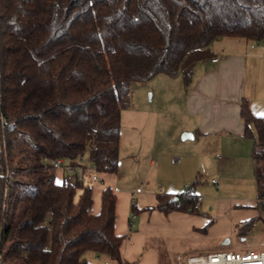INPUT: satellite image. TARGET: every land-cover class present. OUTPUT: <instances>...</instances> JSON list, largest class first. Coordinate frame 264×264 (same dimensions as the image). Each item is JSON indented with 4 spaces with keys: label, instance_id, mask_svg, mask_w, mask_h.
Listing matches in <instances>:
<instances>
[{
    "label": "trees",
    "instance_id": "obj_1",
    "mask_svg": "<svg viewBox=\"0 0 264 264\" xmlns=\"http://www.w3.org/2000/svg\"><path fill=\"white\" fill-rule=\"evenodd\" d=\"M218 37L264 42V0H0V264H94L88 251L123 264L111 187L92 213L88 177L56 183L42 158L83 154L115 173L131 84L164 73L188 85ZM239 115L264 212V117L244 98ZM196 183L154 207L186 211Z\"/></svg>",
    "mask_w": 264,
    "mask_h": 264
},
{
    "label": "crops",
    "instance_id": "obj_2",
    "mask_svg": "<svg viewBox=\"0 0 264 264\" xmlns=\"http://www.w3.org/2000/svg\"><path fill=\"white\" fill-rule=\"evenodd\" d=\"M209 51L208 58L194 64L188 85L179 80L182 94L171 107L173 111L179 103L182 110L176 112L178 119L173 128L166 119L170 113L145 110L135 116L147 117L151 124L157 120L162 123L159 134L154 126L151 133V128L141 125L140 120L135 123L139 130L133 131L132 140L136 142L140 134L146 140L144 146L141 144L145 152L143 187L122 181L118 167L115 173L99 172L96 181L89 180L92 213L99 210L105 186L118 189L114 193L113 231L122 237L119 252L123 264H177V257L221 251L264 252V212L256 193L252 140L243 136L239 115L244 98L253 114L264 117V49L257 42L218 37ZM212 58L217 59L211 62ZM159 82L167 86L163 78ZM121 116L120 112V125ZM181 132L191 137L181 138ZM167 138L172 139L169 146L173 149L169 152ZM155 140L160 141L157 147L153 146ZM170 154H179L177 164L170 162ZM163 167L168 172L159 175ZM205 174H210L209 179L204 178ZM53 177L60 183L64 173L56 170ZM195 180L198 208L194 212L163 213L154 207L157 194L176 195ZM131 204L136 209L133 213ZM248 219H253L249 230L238 233L237 225ZM236 237H241L240 244L236 240L231 243ZM92 254L85 253L87 261L92 262Z\"/></svg>",
    "mask_w": 264,
    "mask_h": 264
},
{
    "label": "rangeland",
    "instance_id": "obj_3",
    "mask_svg": "<svg viewBox=\"0 0 264 264\" xmlns=\"http://www.w3.org/2000/svg\"><path fill=\"white\" fill-rule=\"evenodd\" d=\"M162 78L167 81L165 83L167 86H164V83H162L165 81L159 82V80ZM179 80L181 81L179 75H177L176 77L175 76L172 77L164 73H158L155 75V77H151L150 79L144 82H134L131 84L129 89L128 103L121 110L122 116H121L120 130H119L120 145L118 150L117 167H118L119 178L122 181L129 182L133 185H136V187L139 188L143 187L142 178H143V174L145 175V171H144L145 159L143 160L142 157L145 156L143 146L146 140L144 139L145 136L141 134L140 136L138 135V140L136 142L132 140L133 131L137 129L135 123H137L136 120L138 118H136L135 116L139 114L140 111H145V110L151 111V113L158 112L160 115H162L163 113L168 115V113H170L171 116H167L166 119L169 121V125H171V127L173 128L172 125L175 124L176 120L178 119L176 117L177 114L176 112H180L182 110V107H180L179 103L174 105L173 111L171 107L172 103H174L178 99L177 96L182 94V91L179 90L183 87H181L182 83H180ZM172 113L175 114L173 115ZM138 120L142 122L140 123L141 125L145 124V126L150 127L151 133L153 132L152 127L154 126V132L157 131L156 134H159L158 133V131L160 130L159 127L162 125V123L159 120L155 121L152 124L148 123L147 117H139ZM140 131H144V129H141ZM155 137H156L155 139H157L156 135ZM156 141L157 140H155L153 146L157 147V143H160V141L157 142ZM169 141H172V139L167 138L166 140L167 143L166 146L169 148L167 149L168 152L171 151V149H173L172 147L169 146L171 144V142ZM141 144H143V146H141ZM178 155L179 154H172V155L170 154L168 157L170 158L171 156L173 157ZM151 157H155L154 154H151ZM167 170L168 169L166 167H163V170L161 171L159 169V175L167 174L168 172ZM209 177L210 174L207 175L205 174L204 176V178L206 179H209ZM240 238L241 237H236V239L231 240V243H234L233 241L236 240L238 244H240L241 243ZM254 241L255 240H253V242ZM181 259L184 260V256H182Z\"/></svg>",
    "mask_w": 264,
    "mask_h": 264
},
{
    "label": "built area",
    "instance_id": "obj_4",
    "mask_svg": "<svg viewBox=\"0 0 264 264\" xmlns=\"http://www.w3.org/2000/svg\"><path fill=\"white\" fill-rule=\"evenodd\" d=\"M256 43V42H254ZM260 43L264 49V42ZM217 58H212L210 61L215 62ZM0 122H2V115L0 113ZM85 155H79L77 157V163L71 164L65 159L47 158L43 157L42 162L44 168L51 169L53 172L56 170L62 171L64 174L70 175L73 179L79 182H83L88 179L92 182L98 179L99 171L97 170L94 163L87 162ZM179 156H173L170 158L171 163L179 162ZM212 183L215 180H211ZM112 191L115 193L118 189L116 186H111ZM139 191V188L136 189ZM198 201L196 200L191 207L186 209V212H190V209H197ZM177 264H264V252L257 251H246V252H212L204 255L190 256L181 260L179 257L176 258ZM92 262L94 264H112L108 256L102 254H92Z\"/></svg>",
    "mask_w": 264,
    "mask_h": 264
},
{
    "label": "water",
    "instance_id": "obj_5",
    "mask_svg": "<svg viewBox=\"0 0 264 264\" xmlns=\"http://www.w3.org/2000/svg\"><path fill=\"white\" fill-rule=\"evenodd\" d=\"M185 137H191V135L189 133H182L181 138H185Z\"/></svg>",
    "mask_w": 264,
    "mask_h": 264
}]
</instances>
